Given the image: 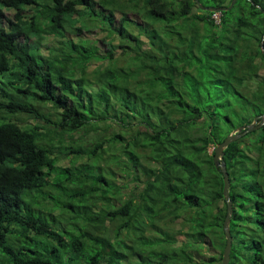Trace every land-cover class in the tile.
<instances>
[{"label": "trees", "instance_id": "obj_1", "mask_svg": "<svg viewBox=\"0 0 264 264\" xmlns=\"http://www.w3.org/2000/svg\"><path fill=\"white\" fill-rule=\"evenodd\" d=\"M232 1L0 0L3 264H222L228 205L209 149L264 115V77L243 90L264 67V0L219 24L201 8ZM94 27L119 44L64 39ZM223 161L230 264H264V126Z\"/></svg>", "mask_w": 264, "mask_h": 264}, {"label": "rangeland", "instance_id": "obj_2", "mask_svg": "<svg viewBox=\"0 0 264 264\" xmlns=\"http://www.w3.org/2000/svg\"><path fill=\"white\" fill-rule=\"evenodd\" d=\"M77 9L80 10L81 6H78ZM34 11H35L34 8L27 6L26 10L24 12V17L26 19H28ZM197 12L198 11L195 9L194 12L192 13V15L196 14ZM15 13H16L15 9L5 10V14H4L3 19H2V26L7 31L11 30V26L15 22V17H14ZM74 17L76 18L77 15H75ZM220 17H221L220 12H216L215 15L213 16V18L216 20L217 24H219ZM117 20H119V16H117ZM118 38H119V36L117 34H114L111 37L110 36L106 37L105 33L98 31L94 27V28H91V30H86V31H81V32H76L75 30H69V32H66V37L64 39H72L76 42L80 41V39H85L86 41L95 43L97 45V47L103 52L108 48V42H110V41H113L115 45H118L119 44ZM35 40H36V37H32L29 42L33 43ZM21 41H23V38H21ZM48 45L53 46V47H57L58 46L57 38L53 37V36H46V38L42 41V44H41V52H43L44 54H48V52L46 51V46H48ZM143 48L147 49V43L144 44ZM121 52H122V49H117L115 54H120ZM122 63H123V60H122ZM261 77H264V67L260 69V73H259L258 78H255L254 80L247 82L245 84V86L243 88L244 92L253 91L256 88V86L258 85V81ZM96 134L102 136L100 133H96ZM194 134H195V136H201L202 132H200V130H196V132ZM200 144H201V142H199V145ZM212 151H214V147H210L209 153L212 154ZM53 192L56 193L57 191L53 190ZM42 202H44V201H42ZM53 203L55 204V202H53ZM54 214L57 215L56 211L54 212ZM63 214L68 215V212L65 211V212H63ZM179 237L182 240L184 239L182 237V235H180ZM0 264H3V258H1Z\"/></svg>", "mask_w": 264, "mask_h": 264}, {"label": "water", "instance_id": "obj_3", "mask_svg": "<svg viewBox=\"0 0 264 264\" xmlns=\"http://www.w3.org/2000/svg\"><path fill=\"white\" fill-rule=\"evenodd\" d=\"M237 1L238 0H233L230 7H228V8H211V7H204V6H201V8L203 10H209L212 12H222L223 10L230 9ZM262 126H264V115L261 117H257L251 125L242 126V127L238 128L237 131L228 135L226 137V139L222 143L217 145L214 149V151H215L214 163H215L216 168L220 169L223 173V176H224V195H225L227 205H228L227 216H226V219L224 222L226 246H225L224 253H223L222 264H230L231 251H232V246H233V237L231 235V230H230V221H231V216H232V212H233L232 200L230 198V193H229L231 182H230L229 173H228L227 168H226V163L223 161L225 149L231 143L239 140L241 137H243L247 133L252 132L254 130H257V129L261 128Z\"/></svg>", "mask_w": 264, "mask_h": 264}]
</instances>
